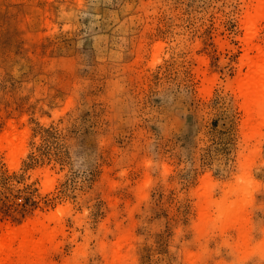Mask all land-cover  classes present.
<instances>
[{"label": "rangeland", "instance_id": "obj_1", "mask_svg": "<svg viewBox=\"0 0 264 264\" xmlns=\"http://www.w3.org/2000/svg\"><path fill=\"white\" fill-rule=\"evenodd\" d=\"M255 2L0 0V234L51 218L34 264H264Z\"/></svg>", "mask_w": 264, "mask_h": 264}, {"label": "bare ground", "instance_id": "obj_2", "mask_svg": "<svg viewBox=\"0 0 264 264\" xmlns=\"http://www.w3.org/2000/svg\"><path fill=\"white\" fill-rule=\"evenodd\" d=\"M247 18L254 20L264 19V0H256ZM250 45V42L247 41ZM258 54L248 58L249 71L240 83V96L250 118L260 116L263 111L264 99V46L255 44L250 47ZM11 143V149L14 148ZM219 216L227 215L239 221L240 211L235 203H228L219 207ZM47 220L30 221L22 227L10 228L0 234V264H34L44 255V246L51 242L54 231H49Z\"/></svg>", "mask_w": 264, "mask_h": 264}]
</instances>
